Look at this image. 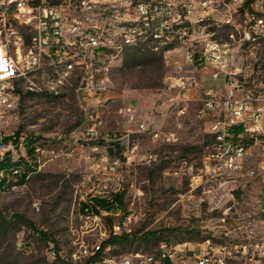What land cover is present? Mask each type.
Masks as SVG:
<instances>
[{
    "label": "built area",
    "instance_id": "obj_1",
    "mask_svg": "<svg viewBox=\"0 0 264 264\" xmlns=\"http://www.w3.org/2000/svg\"><path fill=\"white\" fill-rule=\"evenodd\" d=\"M227 27L229 41L216 35ZM236 42L264 44V0H0V107L15 109L25 90L74 97L83 121L70 138L89 147L86 157L98 174L97 188L84 203L90 206L85 216L103 228L100 236L82 241L70 256L49 243L50 258L65 264H264V207L236 206L232 193L235 203L221 221L232 220L236 236L225 226L224 236L213 233L196 245L162 242L156 253L137 252L135 262L117 258L110 245H103L110 234L131 232V216L108 232L103 218L120 215V204L104 211L93 202L96 197L112 200L120 192L114 179L122 165L133 164L138 156L137 136L174 143L187 121L202 123L212 138L199 164L183 159L175 172L189 177L192 190L208 182L219 187L264 183V54L248 63ZM144 47L162 54L173 74L165 79L161 109L155 108L158 123L136 118V109L129 106L135 129H126L119 142L120 137L99 130L112 99L111 67L125 50ZM207 81L215 86L197 96ZM24 138L21 134L19 150ZM55 143L36 145L38 169L44 148L57 155ZM118 143L125 145L121 156L111 157L108 150ZM155 157L140 156L139 163L149 165Z\"/></svg>",
    "mask_w": 264,
    "mask_h": 264
},
{
    "label": "rangeland",
    "instance_id": "obj_2",
    "mask_svg": "<svg viewBox=\"0 0 264 264\" xmlns=\"http://www.w3.org/2000/svg\"><path fill=\"white\" fill-rule=\"evenodd\" d=\"M216 32L219 38L230 40L231 28H220ZM234 47H239L251 64L264 54L263 43L236 42ZM171 74L173 69L165 65L162 54L148 47L125 50L111 67L112 99L102 118L99 129L102 135H116L121 138L119 142H123L126 129H135L126 112L129 106L136 109V118L158 123L160 114L155 108L163 101L160 95L166 91L165 79ZM214 83L207 81L197 96L215 86ZM29 92L25 90L15 109L0 107V159L8 152L13 158L25 156L24 148L16 150L12 144L15 132L32 135L45 145L55 141L52 149L57 155L47 152V146L39 153L42 163L39 173L31 175L25 185L0 189V264H60L48 256L49 243L70 256L82 241L97 238L103 230L80 211L97 188L98 174L86 157L89 147L81 148L70 138L69 132L83 121L74 97L53 98ZM186 125L180 139L174 143L164 144L146 135L137 136L138 156L133 164L119 168L114 184L120 186L123 193L122 213L104 217V228L109 232L113 224L123 226L125 216H131L128 228L132 232H162L163 237L149 244L136 239L115 245L112 255L117 258L128 257L135 262L137 252L156 253L162 242L173 246L185 242L196 245L213 233L224 236L225 226L236 236L238 231L234 230L232 220L221 221L224 210L235 201H238L236 206L254 208L255 198L262 195L264 183L258 180L243 186L227 184L223 187L208 182L192 190L189 177L175 172L183 159L199 164L212 138L202 123L187 121ZM9 137L8 141H1ZM65 138H69L68 145L63 143ZM124 146L118 143L108 153L111 157H120ZM71 148L74 151L69 153ZM148 154H154L156 159L149 165L139 163V157ZM229 193L235 201H231ZM16 215L31 221L37 230L47 234V238L43 239L36 230L17 220Z\"/></svg>",
    "mask_w": 264,
    "mask_h": 264
},
{
    "label": "trees",
    "instance_id": "obj_3",
    "mask_svg": "<svg viewBox=\"0 0 264 264\" xmlns=\"http://www.w3.org/2000/svg\"><path fill=\"white\" fill-rule=\"evenodd\" d=\"M28 94H33L29 92ZM21 133L15 132L12 140L13 145H18ZM11 137V136H10ZM2 138L1 141H8L11 138ZM44 145L43 142L31 136H25L24 138V150L25 156L19 155L17 158H13L10 153L3 155L0 159V189L4 190L8 187L12 188L13 185L22 186L28 182V179L31 175L39 173V169L37 167L36 162V145ZM16 150H19L16 148ZM110 150V148H109ZM35 155V158L33 157ZM15 170H19V173H15ZM114 201L118 202L120 205L123 202V193L118 192L112 196V200L104 199V198H93V202L102 206L103 209L111 210L114 206ZM88 203H84L80 207V211L86 213L85 208H89ZM17 220L26 224L29 228L36 230L39 236L43 237V239L47 238V234L43 231H39L35 228L34 224L24 218L21 215L15 216ZM139 231H131L129 233L122 232L119 235L110 234V236L103 241V245H110L112 247V252L115 245H123L125 243H131L136 239H139L146 244H149L153 240H160L163 237L162 232H144L141 233ZM57 249V246H54ZM60 264H65L62 261L58 260Z\"/></svg>",
    "mask_w": 264,
    "mask_h": 264
},
{
    "label": "crops",
    "instance_id": "obj_4",
    "mask_svg": "<svg viewBox=\"0 0 264 264\" xmlns=\"http://www.w3.org/2000/svg\"><path fill=\"white\" fill-rule=\"evenodd\" d=\"M262 194L264 193V186H263V189H261L260 191ZM255 200L257 201L256 204H255V207H264V195H261V196H257L255 198ZM117 203L116 201H114V204ZM96 204V203H95ZM114 209V207L111 209V211ZM101 210H104V211H110V210H107V209H101ZM185 264H194L193 262L191 261H186Z\"/></svg>",
    "mask_w": 264,
    "mask_h": 264
},
{
    "label": "water",
    "instance_id": "obj_5",
    "mask_svg": "<svg viewBox=\"0 0 264 264\" xmlns=\"http://www.w3.org/2000/svg\"><path fill=\"white\" fill-rule=\"evenodd\" d=\"M18 146L16 145V148H17Z\"/></svg>",
    "mask_w": 264,
    "mask_h": 264
}]
</instances>
